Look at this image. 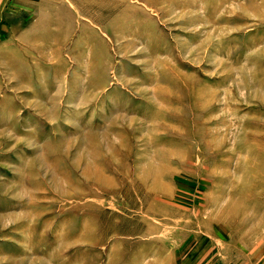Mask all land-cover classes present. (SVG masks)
I'll return each instance as SVG.
<instances>
[{
  "label": "rangeland",
  "instance_id": "374dc122",
  "mask_svg": "<svg viewBox=\"0 0 264 264\" xmlns=\"http://www.w3.org/2000/svg\"><path fill=\"white\" fill-rule=\"evenodd\" d=\"M0 264H264V0H0Z\"/></svg>",
  "mask_w": 264,
  "mask_h": 264
}]
</instances>
